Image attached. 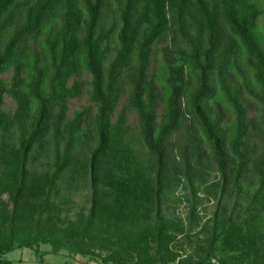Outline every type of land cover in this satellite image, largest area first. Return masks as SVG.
<instances>
[{
	"label": "trees",
	"instance_id": "obj_1",
	"mask_svg": "<svg viewBox=\"0 0 264 264\" xmlns=\"http://www.w3.org/2000/svg\"><path fill=\"white\" fill-rule=\"evenodd\" d=\"M110 4L0 0V193L9 195L0 199V264H13L2 256L15 248L38 251L40 244L51 246L45 253L68 249L100 256L97 250L104 249L103 264H264V153L252 155L241 96L243 83L258 96L264 129L262 5L116 0L110 23ZM171 31L162 67L152 75L153 47L168 41ZM82 67L93 76L98 141L85 161L76 162L69 149L85 112L70 121L66 115L69 98L83 91L81 81L70 85ZM10 70L9 82L2 75ZM238 73L243 83L232 87L228 78ZM125 93L127 107L113 120ZM6 94L17 102L14 113L3 108ZM229 103L235 120L223 123ZM129 108L138 115L145 156L128 140ZM189 116L219 166L222 198L230 185L238 193L232 212L222 207L204 227L207 243L199 245L204 255L197 259L181 258L173 249L186 229L167 218L162 206L178 173L192 183L202 163L200 145L182 148L181 140L173 141ZM52 132L56 139L69 133V149L57 154L54 170L40 169L36 163ZM186 135L194 138L189 128ZM68 168L89 175L91 204L80 222L62 225L53 198Z\"/></svg>",
	"mask_w": 264,
	"mask_h": 264
},
{
	"label": "rangeland",
	"instance_id": "obj_2",
	"mask_svg": "<svg viewBox=\"0 0 264 264\" xmlns=\"http://www.w3.org/2000/svg\"><path fill=\"white\" fill-rule=\"evenodd\" d=\"M255 1L259 2L264 9V0ZM111 2L112 4H110L109 7L110 11H108L110 14L112 13V16L109 18L110 23H112L113 17L117 13L116 0H111ZM258 27L259 36L264 47V13L259 18ZM174 33V31H171L168 41L158 42L154 45L151 55L150 70L152 75L162 67L163 48L171 45V37L174 36ZM12 73L11 70L5 72L2 75L3 79L10 82ZM228 79L232 87L233 85L236 87L243 83L244 78L242 74L238 73L237 79ZM74 81L83 82V91L79 96L69 98L66 116L68 121H70L76 116L77 112L84 111L85 119L82 123V130H80L79 137L74 141L71 150L68 147L70 138L69 133L64 132L63 135L56 139L52 132L49 135L46 151L39 162L36 163L40 169L54 170L57 154L60 152L62 155L68 149L73 161H85V157L89 156L90 152L97 145L98 135L96 132V117L99 106L91 99L93 76L87 68L82 67L80 73L71 78L70 85H72ZM242 87L241 96L248 106V118L250 119L249 147L252 150L253 156H259L264 153V129L258 117L261 112V106L258 96L250 91L248 85L245 86L243 83ZM128 98V93L122 96L118 109L114 113L113 120L118 117L120 111L124 107H127ZM230 106H232V104H230ZM3 108L7 112L14 113L17 108L16 100L6 94ZM215 109H217V106ZM163 111L164 108L160 106L158 108L159 120L161 119ZM225 112L227 113V117L223 123L235 120L236 112L233 106L232 108L225 107ZM127 113L128 125L130 127L128 140L141 156H145L146 148L141 135L138 115L136 111L131 108L128 109ZM192 122V116H189L186 119V128L175 133L173 141L176 144V142L181 140L182 145H184L182 148H185L187 143H189V146L194 143L198 144V146L200 145L203 156L202 163L198 171H195L192 183H190L188 175L185 173H178L171 183V187L169 186L166 188V193L162 198V206L167 218L182 223L186 229L185 232L178 235V238L173 243V249L180 254L181 258L188 257L197 259L204 255V250L201 247L199 248V245L203 244L204 246L207 243V241H204L206 236L204 227L212 225L215 214L217 211L222 212V207L226 208L228 213H231L238 193L237 190L233 189L232 185H230L222 198V175L219 166L208 144L202 139L200 132L191 128ZM188 128L191 130V133L194 132L192 141L185 137L187 136L186 133ZM194 139L195 141H193ZM69 169L70 168H68L61 181L57 195L53 198L55 199L56 211L62 225L80 222L89 212L91 204V181L89 175L76 174V171L75 174H73L72 170ZM0 199L8 200L9 195L7 193H0ZM192 211H195V213L193 214ZM48 249H51L49 244H40L38 251L36 247H20L4 254L2 257L11 260L13 264H103L101 255L106 254V250L104 249L97 250V252L101 254L100 256L73 254L68 249H62L59 253H45ZM42 254H44V262L39 261Z\"/></svg>",
	"mask_w": 264,
	"mask_h": 264
}]
</instances>
